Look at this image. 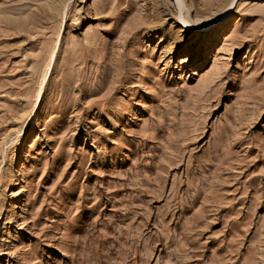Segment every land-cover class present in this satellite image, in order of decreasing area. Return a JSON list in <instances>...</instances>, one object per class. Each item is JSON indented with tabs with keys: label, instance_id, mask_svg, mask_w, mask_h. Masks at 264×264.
Segmentation results:
<instances>
[{
	"label": "rangeland",
	"instance_id": "rangeland-1",
	"mask_svg": "<svg viewBox=\"0 0 264 264\" xmlns=\"http://www.w3.org/2000/svg\"><path fill=\"white\" fill-rule=\"evenodd\" d=\"M0 264H264V0H0Z\"/></svg>",
	"mask_w": 264,
	"mask_h": 264
},
{
	"label": "bare ground",
	"instance_id": "bare-ground-1",
	"mask_svg": "<svg viewBox=\"0 0 264 264\" xmlns=\"http://www.w3.org/2000/svg\"><path fill=\"white\" fill-rule=\"evenodd\" d=\"M29 142V141H28Z\"/></svg>",
	"mask_w": 264,
	"mask_h": 264
}]
</instances>
